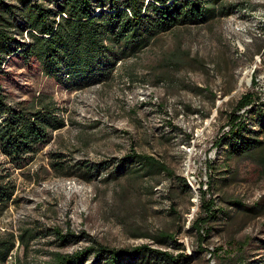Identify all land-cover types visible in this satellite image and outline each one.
<instances>
[{
  "label": "rangeland",
  "instance_id": "374dc122",
  "mask_svg": "<svg viewBox=\"0 0 264 264\" xmlns=\"http://www.w3.org/2000/svg\"><path fill=\"white\" fill-rule=\"evenodd\" d=\"M223 3L229 14L159 34L108 81L71 88L44 75L34 58L3 65L5 93L26 102L52 97L66 121L22 170L0 148L16 184L15 201L0 213V237L35 234L27 246L16 241L6 264H51L55 253L100 244H148L189 255L186 264H264V151L230 154L215 145L243 94L264 101V0ZM259 106L248 121L263 137ZM132 152L159 159L173 175L137 161L122 168ZM55 159L69 175L52 168ZM210 201L220 211L205 223ZM196 223L207 230L203 240ZM55 229L79 238L59 245ZM161 232L180 245L160 242ZM145 258L141 264H170Z\"/></svg>",
  "mask_w": 264,
  "mask_h": 264
},
{
  "label": "trees",
  "instance_id": "16d2710c",
  "mask_svg": "<svg viewBox=\"0 0 264 264\" xmlns=\"http://www.w3.org/2000/svg\"><path fill=\"white\" fill-rule=\"evenodd\" d=\"M231 11L223 0H0V72L12 56L24 61L34 58L44 75L71 88H83L108 81L118 63L136 56L159 34L201 24ZM256 98L250 92L239 98L228 118L229 129L215 141L217 147L224 144L230 154L264 151L262 131L251 129L248 121L255 110L262 113L259 105L264 101L257 103ZM65 125L52 97L42 95L29 102L14 100L0 83V148L12 168L22 170L29 166L52 133ZM134 161L147 166V171L173 175L159 159L135 152L123 157L120 166L125 169ZM51 166L57 172L70 174L65 171L68 167L56 159ZM9 175L0 164V213L15 201L16 184ZM208 178L210 189L213 175ZM185 188L190 190L186 182ZM206 209L202 221L217 218L220 208H215L213 201ZM196 228L203 240L207 230L201 231L198 223ZM55 233L62 246L79 238L57 229ZM34 236V232L24 229L19 235L6 233L0 237V264H6L17 240L19 245L27 246L28 239ZM158 240L180 245L168 232H161ZM151 253L170 264L191 260L182 252L174 254L148 244L128 248L100 244L71 253H55L51 264H87L90 259L91 264H141Z\"/></svg>",
  "mask_w": 264,
  "mask_h": 264
},
{
  "label": "built area",
  "instance_id": "2783aa9c",
  "mask_svg": "<svg viewBox=\"0 0 264 264\" xmlns=\"http://www.w3.org/2000/svg\"><path fill=\"white\" fill-rule=\"evenodd\" d=\"M260 97H262V99H264V95H262V94H258Z\"/></svg>",
  "mask_w": 264,
  "mask_h": 264
}]
</instances>
